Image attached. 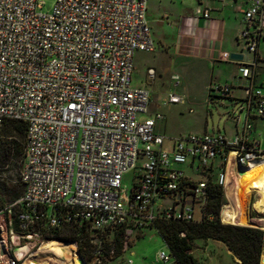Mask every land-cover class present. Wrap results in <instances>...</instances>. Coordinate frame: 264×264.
I'll use <instances>...</instances> for the list:
<instances>
[{"label":"built area","instance_id":"obj_1","mask_svg":"<svg viewBox=\"0 0 264 264\" xmlns=\"http://www.w3.org/2000/svg\"><path fill=\"white\" fill-rule=\"evenodd\" d=\"M147 1L53 0L42 11L43 0H0V133L5 119L26 125L22 193L9 205L18 206L19 228L33 229L21 236L43 239L48 227L87 222L95 229L122 227L125 246L158 217L198 219L193 206L204 204L206 183L172 164L189 161L200 173L217 156L222 165L231 158L237 168L264 159L248 120L229 136L204 132L169 138L155 131L161 113L139 118L147 113L149 93L131 81L135 51L153 49ZM197 12L209 16L207 8ZM242 13L245 27L238 38L255 53L264 32V0H248ZM220 58L231 59L226 51ZM255 64L243 62L238 70L247 80V115L264 119V84L254 80ZM215 89L228 92L226 85ZM181 99L167 94L168 102ZM137 162L139 173L127 194L122 177ZM216 181L225 198L220 220L237 224L224 168ZM246 213L244 225L264 232V212ZM0 249V264H20L9 255L2 226ZM102 258L98 246L85 262L102 264ZM157 258L171 260L164 251Z\"/></svg>","mask_w":264,"mask_h":264},{"label":"rangeland","instance_id":"obj_2","mask_svg":"<svg viewBox=\"0 0 264 264\" xmlns=\"http://www.w3.org/2000/svg\"><path fill=\"white\" fill-rule=\"evenodd\" d=\"M42 11H48L53 0H43ZM175 8L182 11L183 2L175 0ZM146 19L150 28V35L153 40V49L150 51H135L133 56V72L132 85L145 88L149 93L148 113L139 115V118L153 117L155 112L162 114V119L155 122V131L169 137H186L189 134H202L204 132L214 133L219 131L222 134L231 135L234 132V119L240 114V100L231 102L230 96L221 95L218 92L208 89L209 82L244 84L247 82L244 78H239L236 68L229 62L215 63L213 67L205 63L197 62V66L174 64L169 60L165 52L161 50L159 45L160 26L154 22V14L147 12ZM245 45V44H243ZM238 48V47H237ZM261 53L264 54V43L260 44ZM243 53L247 54V58H251L252 53L243 47ZM239 50V49H238ZM195 66V67H194ZM157 68L160 70L161 77L150 79L147 76V68ZM255 81L264 83V62L260 60L255 67ZM155 72V71H154ZM156 74V73H155ZM171 74L179 76V84L175 85L170 80ZM155 77V75H154ZM169 92L182 96L178 102L171 103L167 101ZM237 94H242V90L236 88ZM242 112V110H241ZM240 126V123H239ZM260 143V149L264 151V131L261 135H257ZM167 145L169 143L166 140ZM189 161L185 163H174L173 167H178L184 172L189 173ZM6 174L8 177L7 185L15 186L18 184V174L20 169V158L14 162L8 161ZM216 169V168H215ZM139 173V162L136 167L129 169L122 177V191L127 194L130 192L134 178ZM192 179V176H190ZM245 180H240L239 185L242 186ZM238 188V192L241 190ZM251 190V189H250ZM255 191L252 192L254 195ZM238 203L242 211L246 210L247 202L241 201L238 195ZM168 203L169 201H165ZM11 203H6L9 206ZM194 216L200 217L201 202H194ZM10 215L0 212V226L6 229V238L8 243L9 255L14 256L20 264H31L28 261L30 257H39L44 254L55 256L59 264H69L67 259L78 251L72 242H62L56 239H37L35 237H25L10 231L9 221ZM241 222H245L241 218ZM47 241H53L56 245H62L64 254L55 255L48 250H39ZM25 249L23 256L20 258L17 250ZM159 251L168 253V249L162 238L154 228H145L141 236H133L127 245L122 246V250L118 255L108 258L102 264H175L173 261L163 262L157 258ZM191 254L202 264H238L236 257L226 249L225 245L213 239L195 240ZM2 255V254H0ZM19 258H18V257ZM261 256H264V247ZM261 258V257H260ZM55 261V262H56ZM260 264H264L260 262Z\"/></svg>","mask_w":264,"mask_h":264},{"label":"crops","instance_id":"obj_3","mask_svg":"<svg viewBox=\"0 0 264 264\" xmlns=\"http://www.w3.org/2000/svg\"><path fill=\"white\" fill-rule=\"evenodd\" d=\"M183 2L181 5L182 11H177L175 8V0H148L146 5V13L150 12L154 14V22L160 26L159 31V45L161 50L165 52L169 65L170 61L178 65H193L197 66V62L205 63L208 66L213 67L215 63H227L229 62L236 68V73L239 78V66L241 63H251L255 58L258 60L252 69L253 76L255 78V67L257 63L262 60L264 62V54L261 53L260 44L264 43L263 36L259 39L256 52H251V58H247V54L243 53V42L238 38V32L245 27L242 10L246 6L248 0H179ZM197 8L201 10L207 8L209 10V16L207 18L202 16V12H197ZM238 47V48H237ZM239 49V50H238ZM226 51L228 53H236L241 57L238 59L223 60L220 58L221 52ZM194 66V67H195ZM148 70H152V75ZM155 71V72H154ZM147 76L150 79L161 77L160 70L157 68H147ZM156 73V74H155ZM155 75V77H154ZM177 76V79L174 77ZM170 80L175 84H179V76L177 74H171ZM244 84L234 85L232 82L227 83H214L212 80L209 82L208 89L215 91L217 86H228V92L222 93L219 90L218 94L229 95L231 102L241 101L239 105L240 114L234 119V134L242 129L243 123L248 120L252 124V138L259 140L257 135H261L264 131V119L256 117L251 113H246L245 102V90ZM263 83V82H259ZM264 84V83H263ZM236 88L242 90V94H237ZM242 110V112H241ZM148 113V111H147ZM146 113V114H147ZM240 123V126H239ZM219 132V131H217ZM231 134V135H232ZM229 136V135H228ZM167 145V142L165 141ZM169 145V143H168ZM260 147V143L258 141ZM250 164V163H249ZM216 168V169H215ZM224 168L228 185L226 188V194H228L231 200H234L237 212V224L244 225L241 222L244 212L252 215L255 213L264 212V181L258 184H249V178L237 176L238 169L233 163V160L229 158L226 164L222 165L221 157L217 156L210 166V173L214 178L217 177L218 172ZM189 173H185L188 177L192 176V179H201L200 173L195 172L189 166ZM245 180L244 184L239 185L240 180ZM241 186L240 193L238 188ZM257 187V188H254ZM251 189V190H250ZM255 191L254 195L252 192ZM234 192V193H233ZM235 199L233 198V194ZM238 195H240L241 201L246 198V210L242 211L238 203ZM262 200V201H261ZM188 203V200H186ZM163 203H166L163 201ZM245 214V215H246Z\"/></svg>","mask_w":264,"mask_h":264},{"label":"trees","instance_id":"obj_4","mask_svg":"<svg viewBox=\"0 0 264 264\" xmlns=\"http://www.w3.org/2000/svg\"><path fill=\"white\" fill-rule=\"evenodd\" d=\"M25 131V122L5 119L0 133V161L8 163V161L14 162L15 159L20 158L19 174L25 150ZM7 165L0 164V212L10 215L9 227L14 232L26 234L33 229L24 232L19 228L16 219L18 206H6V203L14 202L22 193L20 179L15 186L6 184L8 181ZM210 171L208 168L200 172V177L206 183L207 196L204 204H201V214L198 219L183 221L158 217L145 228H154L158 232L168 249L171 261L175 264H202L191 254V250L195 240L204 239H213L223 243L232 256L238 259V264H260L264 247V232L254 226L224 223L220 220V208L225 202L224 193L222 186L217 183ZM158 212L160 214V211ZM142 234L143 230L136 231L134 236L138 237ZM42 238L74 243L84 260L89 257L92 250L99 246L103 253L102 263L118 255L123 246L122 227L95 229L87 222H64L59 226L48 227L42 233Z\"/></svg>","mask_w":264,"mask_h":264},{"label":"bare ground","instance_id":"obj_5","mask_svg":"<svg viewBox=\"0 0 264 264\" xmlns=\"http://www.w3.org/2000/svg\"><path fill=\"white\" fill-rule=\"evenodd\" d=\"M245 169L242 170V174L240 175L239 179L241 177L249 178V184H258L260 185L264 181V159L260 160H253L249 162ZM257 188V187H254ZM240 193V191H239ZM244 203H246V198H244ZM262 201V200H261ZM39 250H48L51 251L55 255H63V246L62 245H56L53 241H47L42 246L39 247ZM25 249L17 250L16 254L21 258L24 254ZM17 256V257H18ZM18 257V258H19ZM264 257V256H263ZM57 258L52 255L44 254L39 257H30L28 258V261L31 264H59V261H56ZM56 261V262H55ZM69 264H81L78 262V257L76 254L73 256L68 257L67 259Z\"/></svg>","mask_w":264,"mask_h":264},{"label":"water","instance_id":"obj_6","mask_svg":"<svg viewBox=\"0 0 264 264\" xmlns=\"http://www.w3.org/2000/svg\"><path fill=\"white\" fill-rule=\"evenodd\" d=\"M229 56H230L231 59H238V58L241 57L239 54H236V53H233V52L229 53ZM245 167L246 166H238V168H237L238 169V174H242V170L245 169ZM3 253H4L3 250L0 249V254H3ZM77 257H78V262H80L81 264H86L85 260L83 259V257L79 253H77ZM263 261H264V257L261 256L260 262H263Z\"/></svg>","mask_w":264,"mask_h":264}]
</instances>
